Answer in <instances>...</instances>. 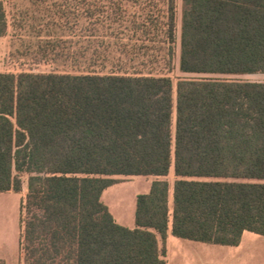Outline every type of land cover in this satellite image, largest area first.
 <instances>
[{"label": "trees", "instance_id": "16d2710c", "mask_svg": "<svg viewBox=\"0 0 264 264\" xmlns=\"http://www.w3.org/2000/svg\"><path fill=\"white\" fill-rule=\"evenodd\" d=\"M176 12L0 0V37L26 36L10 56L27 68L0 71V192L26 178L23 264H167L169 234L264 236V81L232 78L264 74V0H180L178 70L197 77L174 83ZM118 176L154 177L133 228L101 200Z\"/></svg>", "mask_w": 264, "mask_h": 264}, {"label": "crops", "instance_id": "0c3cea01", "mask_svg": "<svg viewBox=\"0 0 264 264\" xmlns=\"http://www.w3.org/2000/svg\"><path fill=\"white\" fill-rule=\"evenodd\" d=\"M132 177L133 176H131V178ZM153 179L154 177H152V180ZM117 184L119 183H115L111 186ZM16 194L22 195L18 204L15 203L14 196ZM24 195L25 192L23 191L20 193L13 191L0 192V264H21L22 260L20 259L21 253L19 245L20 204ZM136 196L137 195L132 196L134 199L133 214L127 212V216L133 215V219L127 222L128 224L126 227L128 228H133L135 225L134 212ZM108 201L109 200L102 202L109 208L115 221L121 224L118 217H120V219L125 218V206L122 205V210H118L116 207L112 208V206H109ZM15 212H17V217L15 216ZM16 224L17 253L14 252L12 245V237ZM166 248L167 264H264V236L249 231H244L242 233L241 241L237 246L215 245L202 242L199 243L197 241L193 242L192 240L180 239L169 234L166 240Z\"/></svg>", "mask_w": 264, "mask_h": 264}, {"label": "rangeland", "instance_id": "374dc122", "mask_svg": "<svg viewBox=\"0 0 264 264\" xmlns=\"http://www.w3.org/2000/svg\"><path fill=\"white\" fill-rule=\"evenodd\" d=\"M8 4H12L13 2H22V0H5ZM180 19V0H177V12H176V43H175V61L174 65L175 68L173 71L169 72L168 75L171 77L173 82L175 83L181 77H197V75H187L183 74L178 70V54H179V20ZM24 34V33H23ZM26 41V36H22L21 42ZM20 41L18 39H12L11 33L9 32L6 36L0 37V71L4 70H11V71H19L21 68L26 66V63L21 64L22 62L18 61L17 58H12L10 53L16 49L21 47ZM7 61V62H6ZM40 70L49 69V66L40 65L38 67ZM232 78L242 79V80H251V81H264V74L263 73H255V74H246L241 76H233ZM119 184L108 187L104 190L102 194V201L109 200V206L116 207L118 210H122L121 206H125V218L120 219L118 217L119 222L122 225H127L128 221L133 219V215L127 216V212L129 214H133L134 210V199L133 195H137L143 192H147L149 190V186L151 184L152 177L150 176H118ZM170 182L173 181L172 177V170L170 175L168 176ZM23 192H26V178L24 179L23 184ZM6 195H13V194H6ZM22 197L21 194H16L14 196L15 203L18 204L20 198ZM108 198V199H107ZM15 216L17 217V212H15ZM117 218V217H116ZM16 221V218H15ZM17 223V222H16ZM16 227L12 237V245L14 252L17 253V235H16ZM9 239V238H8ZM194 242V241H193ZM200 243V242H199ZM21 253V250H20ZM22 253H21V260H22ZM21 264L23 262L21 261Z\"/></svg>", "mask_w": 264, "mask_h": 264}]
</instances>
